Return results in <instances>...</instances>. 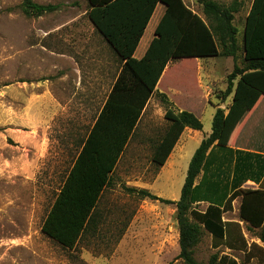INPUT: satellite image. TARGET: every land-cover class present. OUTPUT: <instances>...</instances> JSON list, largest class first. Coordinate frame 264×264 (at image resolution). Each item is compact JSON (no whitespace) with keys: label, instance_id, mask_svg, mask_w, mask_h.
Masks as SVG:
<instances>
[{"label":"rangeland","instance_id":"obj_1","mask_svg":"<svg viewBox=\"0 0 264 264\" xmlns=\"http://www.w3.org/2000/svg\"><path fill=\"white\" fill-rule=\"evenodd\" d=\"M32 1L58 9L31 18L23 13L22 0H0V264H181L175 206L142 200L128 189H146L171 201L180 198L191 158L211 133L214 107L197 98L172 96L185 111H193L203 128L196 136L186 131L159 169L151 163V154L168 126L164 114L171 105L158 96L152 98L97 205L96 230L85 233L74 250L62 248L42 234V223L79 151L78 141L92 126L119 68L108 47L93 35L84 15L86 5L66 3L70 0ZM243 1L234 20L239 30L251 3ZM58 27L62 51L73 59H60L55 53L32 47L38 29ZM50 40L52 36L44 43ZM176 64L177 69L166 76V84L189 95L194 81L197 89L200 83L215 92L223 90L233 69L232 59L223 58ZM199 65L200 73L196 72ZM230 101L229 96L226 102ZM215 152L222 154L217 148ZM213 159L215 170L222 161L221 157ZM240 203L241 197L234 198L223 220L234 224V239L240 231L248 247L257 244L263 249L259 230L240 221ZM206 206L196 207L204 211ZM133 222L139 228L137 238L120 245ZM217 252L239 264L245 262L244 252L224 246L215 249L210 234L202 231L194 248L196 262L207 264ZM254 253L248 264H264V250Z\"/></svg>","mask_w":264,"mask_h":264},{"label":"trees","instance_id":"obj_2","mask_svg":"<svg viewBox=\"0 0 264 264\" xmlns=\"http://www.w3.org/2000/svg\"><path fill=\"white\" fill-rule=\"evenodd\" d=\"M87 18L93 34L105 43L120 64L119 73L84 138L79 151L43 223L41 232L64 249L74 250L85 233L95 231L96 208L152 98L172 105L156 87L169 63L191 59L231 58L233 69L226 76V89L217 94L220 102L231 96L226 108L215 109L211 133L204 137L188 166L180 198H159L146 189H128L142 200L159 201L176 208L179 230L178 259L181 264H198L194 248L202 231L210 234L215 249L224 246L244 252L248 264L255 250H264V156L231 147L247 116L264 98V0H252L243 29L234 24L244 1L198 0L200 15L183 0H87ZM158 3L165 12L141 59L134 52ZM27 17L39 18L58 9L57 5L22 0ZM239 35V37H238ZM167 79V78H166ZM168 126L154 145L151 163L162 168L186 129L201 131L202 122L189 111L167 108ZM221 155H217L215 149ZM214 158L221 163L214 170ZM252 181L256 189H241ZM241 197L240 221L259 230L263 249L247 246L233 223L223 214L234 198ZM207 204L204 211L197 205ZM238 227V224L235 225ZM207 264H239L228 255L215 253Z\"/></svg>","mask_w":264,"mask_h":264},{"label":"crops","instance_id":"obj_3","mask_svg":"<svg viewBox=\"0 0 264 264\" xmlns=\"http://www.w3.org/2000/svg\"><path fill=\"white\" fill-rule=\"evenodd\" d=\"M222 1H224V0H222ZM183 2L188 7H190L192 10H194V11L198 12L200 15H202L201 10L199 8L198 0H183ZM251 2H252V0H251ZM66 3H71L74 5L84 4L88 8V1L87 0H70L69 2H66ZM250 5H251V3H250ZM87 11H88V9H86L85 14H84L86 17H87ZM164 12H165V6L162 3H158L153 14H152V16H151V18H150V21H149L144 33L140 39V41L138 43V46L135 49V52L133 55L135 59H141L144 56V54H145L147 48L149 47L151 41L155 37V29H156L160 19L162 18ZM48 36H52V40L47 41V44H45L44 39ZM35 37H36V40L34 43L35 46H32V47H36L42 53H46V52L47 53H55L56 57L60 58V59H73L71 56L66 55L62 51L63 45H62L61 40H62L63 36H62L60 27L52 28V29H38L36 31ZM95 37L98 39L97 36H95ZM102 44H105V43H102ZM108 49H109V47H108ZM109 52L111 53L113 62L118 64V68H119L120 67L119 62L117 60H115V57L112 55V52L110 49H109ZM211 59L217 60L219 58L191 59V60H197V63H201L203 61H207V60H211ZM223 59H231V58H223ZM177 67H178V64L169 63L167 65L157 87H156V90L159 93H163L168 97L169 101L172 104L171 105L172 109H174L175 111H183L186 108L185 106L180 107V105L176 104L174 99H172V96H182L183 99L197 98L199 100V102L206 100L207 103L211 104L214 107V112H215V109L217 107L224 109L230 104L231 101L230 102H226V101L220 102V100L218 99V97L216 95V93L224 91L226 89L227 85L224 87L223 90L219 89L218 92H215V90L213 91L211 89V87L207 84L204 87V85L198 83V85H200L201 88L197 89L195 87L196 82L194 81L193 82V85H194L193 89L194 90H192V92L193 91H196L197 93L199 92L198 93L199 95H197V96H195L196 94L193 95L192 92L190 93L191 95L184 94L183 92H180L178 89H173V88L169 87V84L168 85L166 84V76L168 75L169 72L171 73L174 70H176ZM200 70L201 69H200V65H199L196 72L200 73L201 72ZM118 73H119V70L117 71V74ZM116 77H117V75H116ZM200 80L203 81L202 77L200 78ZM208 80L209 79L206 80V78H205L206 82H208ZM162 84H163V89L160 90L159 88ZM203 84H205V83H203ZM154 96H152V98H154ZM170 96H171V98H170ZM213 97L217 98L216 104L212 103ZM106 98H107V96H106ZM152 98L148 102L145 110L147 109ZM231 100H232V97H231ZM189 112L193 113L192 110H189ZM186 131H188L189 135L194 134L195 136H196V133L198 132V131H194L191 129H186L183 132V134ZM231 147L234 151H243V152H249V153H254V154H259V155L264 156V98L259 102V104L256 106V108L247 116L245 121L242 123L238 132L236 133V136L234 137L233 144L231 145ZM158 177L159 176H157V178ZM138 229L139 228L135 222L131 223L127 227L125 233L123 234V236L120 240V245L126 243V241L128 239H132V240L136 239L137 236H135V233L137 232Z\"/></svg>","mask_w":264,"mask_h":264},{"label":"built area","instance_id":"obj_4","mask_svg":"<svg viewBox=\"0 0 264 264\" xmlns=\"http://www.w3.org/2000/svg\"><path fill=\"white\" fill-rule=\"evenodd\" d=\"M243 189H256L255 185H253L251 182H246L243 186Z\"/></svg>","mask_w":264,"mask_h":264}]
</instances>
